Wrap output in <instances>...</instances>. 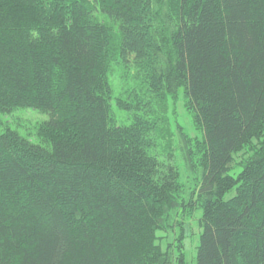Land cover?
<instances>
[{"label": "trees", "instance_id": "1", "mask_svg": "<svg viewBox=\"0 0 264 264\" xmlns=\"http://www.w3.org/2000/svg\"><path fill=\"white\" fill-rule=\"evenodd\" d=\"M180 90L188 193L150 118ZM19 108L49 116L35 143ZM187 206L196 264H264V0H0V264H184Z\"/></svg>", "mask_w": 264, "mask_h": 264}, {"label": "rangeland", "instance_id": "2", "mask_svg": "<svg viewBox=\"0 0 264 264\" xmlns=\"http://www.w3.org/2000/svg\"><path fill=\"white\" fill-rule=\"evenodd\" d=\"M133 71L130 70L127 73L122 71L121 68L114 67L109 78L112 88V116L115 117L117 126H127L131 123V116L117 109L115 99L124 97L125 92L137 90L136 82L132 78L135 75ZM151 109L150 118L157 125L153 136L154 141H156L155 152L162 162L179 170L188 193L193 189L197 178L200 176V171L196 170L195 174L187 178L188 174L184 170L179 157L180 141L178 136L180 131H183L193 141L200 140L201 136L193 124L191 114L185 108L182 90L178 92L176 97H168L164 102L155 100ZM2 120L5 126L35 143L39 140L37 137L39 126L49 120V116L33 109L19 108L4 116ZM238 172L239 170H235L231 174L235 177ZM187 193L184 194L186 201H188ZM186 210L188 213L181 219L184 236L182 248L184 264H196L197 245L201 232L199 228L201 211L196 206H193L191 212L188 206ZM176 235L177 231L174 230L171 236L174 238ZM160 236L164 241H167L168 235L160 234Z\"/></svg>", "mask_w": 264, "mask_h": 264}]
</instances>
